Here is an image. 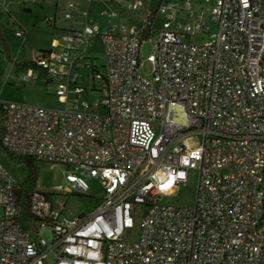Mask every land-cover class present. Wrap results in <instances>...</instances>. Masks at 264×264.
Wrapping results in <instances>:
<instances>
[{
    "label": "built area",
    "instance_id": "obj_1",
    "mask_svg": "<svg viewBox=\"0 0 264 264\" xmlns=\"http://www.w3.org/2000/svg\"><path fill=\"white\" fill-rule=\"evenodd\" d=\"M122 7L144 12L138 27L67 30L65 45L37 54L21 78L44 70L70 105L0 100L1 149L67 166L68 191L88 194L87 179L103 186L96 207L72 220L37 190L24 211L17 178L0 161V264H264V0H122ZM154 33L145 76L141 44ZM94 39L104 71L88 49ZM87 92L98 95L82 99ZM192 171L193 206L163 203ZM138 209V237L127 241Z\"/></svg>",
    "mask_w": 264,
    "mask_h": 264
},
{
    "label": "rangeland",
    "instance_id": "obj_2",
    "mask_svg": "<svg viewBox=\"0 0 264 264\" xmlns=\"http://www.w3.org/2000/svg\"><path fill=\"white\" fill-rule=\"evenodd\" d=\"M58 2V6L55 7L54 0H42L40 4L27 8L20 5L19 0H0V31L4 42L9 46L6 53L0 47L1 101L24 102L58 109L67 107L68 101H71V97L56 96V86L48 81L49 77H47L44 70L35 69L34 78L26 83L21 81V78L25 76L30 68L31 62L35 61L37 54L50 50L59 51L61 46L65 45L64 41H61L63 39H56L61 34L56 29L65 30L72 23L64 19L69 0H59ZM80 4H83V2L80 1ZM25 9L29 11H25ZM53 19L55 26H53ZM48 20H51V25L47 22ZM160 21V16L156 17L152 25V31H158L161 25ZM99 23L105 24V22ZM135 26L138 27L136 24ZM20 30L25 32L22 39L15 37V33ZM202 37L203 40L206 39L203 34ZM150 38L151 40L143 39L141 44L140 60L142 67L139 69V73L145 76H150L152 73V66L148 61V57L152 53L157 34L154 33ZM203 40L200 41L196 38L194 42L200 43ZM88 49L91 57L95 58V64L100 70L104 71L105 55L100 40H92ZM96 85L99 89L100 84L97 83ZM97 95V92H87L84 93L82 99H95ZM1 163L7 168L6 160H2ZM69 172H72V170L58 163L37 162L35 165V178L37 181L35 189L46 194L57 208L61 209V219L63 220H72L79 215L89 213L96 207L103 195V186L96 179H87L88 194L81 195L66 190L65 175ZM197 179V172L192 171L187 184L176 188L162 202L174 206H193ZM60 187L62 190L58 191L57 189ZM2 215L3 211L0 208V218ZM140 215L141 210L138 209L135 226L127 233L125 240L134 242L137 239ZM42 238L46 242H50L52 239L51 231L49 229L44 230Z\"/></svg>",
    "mask_w": 264,
    "mask_h": 264
},
{
    "label": "crops",
    "instance_id": "obj_3",
    "mask_svg": "<svg viewBox=\"0 0 264 264\" xmlns=\"http://www.w3.org/2000/svg\"><path fill=\"white\" fill-rule=\"evenodd\" d=\"M54 1H55V7H57L59 0H54ZM80 1H82L83 4H80ZM41 2L42 0H39L36 4L29 5V6H23V7L29 8L31 6L40 4ZM67 4H68V7H67L66 13L72 12L69 5L73 4L80 11H87L88 14L86 17H82L79 14L72 12L74 15L73 18L66 19L65 18L66 13H65L64 19L72 23L65 30L56 29L58 33L62 34V35L58 34L59 37L61 36V38L57 37L56 38L57 40H61L64 32H66L67 30L81 29L84 24H95V25L100 26L101 28H104L109 24H118V23H125L128 26H135V24L140 25V22L144 14L143 11L130 13L129 11L125 10L122 7V0H112L109 3L102 2V0H77L76 2L74 0H69ZM25 10L27 11L28 9H25ZM105 12L114 13L115 16L109 18L106 15H104ZM49 22H51V20ZM99 22H105V24H101ZM49 24L51 25V23ZM53 24H54L53 26H55L54 19H53ZM62 47L63 45L61 46V48ZM36 69L38 70L39 68H36ZM48 81L52 83L50 79H48Z\"/></svg>",
    "mask_w": 264,
    "mask_h": 264
},
{
    "label": "trees",
    "instance_id": "obj_4",
    "mask_svg": "<svg viewBox=\"0 0 264 264\" xmlns=\"http://www.w3.org/2000/svg\"><path fill=\"white\" fill-rule=\"evenodd\" d=\"M3 122V114L0 113V134L2 133ZM2 160H6L7 169L17 178L16 195L20 200L22 210L25 211L30 195L37 186L35 165L42 161L28 157H13L0 147V161Z\"/></svg>",
    "mask_w": 264,
    "mask_h": 264
},
{
    "label": "flooded vegetation",
    "instance_id": "obj_5",
    "mask_svg": "<svg viewBox=\"0 0 264 264\" xmlns=\"http://www.w3.org/2000/svg\"><path fill=\"white\" fill-rule=\"evenodd\" d=\"M0 47H2L4 49V52L6 53L7 50H8V47L7 44L4 42L3 40V35L1 34V31H0Z\"/></svg>",
    "mask_w": 264,
    "mask_h": 264
},
{
    "label": "water",
    "instance_id": "obj_6",
    "mask_svg": "<svg viewBox=\"0 0 264 264\" xmlns=\"http://www.w3.org/2000/svg\"><path fill=\"white\" fill-rule=\"evenodd\" d=\"M26 11V10H25ZM27 11H29V10H27Z\"/></svg>",
    "mask_w": 264,
    "mask_h": 264
}]
</instances>
